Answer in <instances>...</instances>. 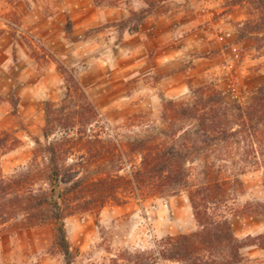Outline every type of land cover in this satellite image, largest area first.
<instances>
[{
  "label": "rangeland",
  "instance_id": "rangeland-1",
  "mask_svg": "<svg viewBox=\"0 0 264 264\" xmlns=\"http://www.w3.org/2000/svg\"><path fill=\"white\" fill-rule=\"evenodd\" d=\"M128 3L132 9L128 19L118 24L122 30L130 27L136 32L146 19L159 21L160 27L152 39L158 43L168 35L167 31L171 29L168 24L171 26L174 22L175 38L176 35L179 38L181 52V88L178 93L165 91L171 88L172 80L161 81L162 69L155 75L143 77L140 67L134 68L133 79L126 91L105 92L99 103L86 92L98 111V118L87 129L89 135L102 134V126H106L123 147L157 133L167 102L189 101L193 89L208 87L222 93L227 102L246 105L264 84V33L246 28V21L252 20L247 3H236L235 0H128ZM2 18L6 21L5 30L24 37L23 29L12 17L5 15ZM97 31L90 30L84 37ZM37 45V52H34L40 67L37 74L29 78L21 76L16 70L15 56L6 67V73L0 74V140L7 139V147H0V172L5 178L30 163L38 149L37 142L47 143L43 136L44 104L59 105L65 95L64 80L58 70V66L65 65ZM48 61L57 63L62 84L51 92L30 91L29 86L39 81L42 65ZM114 92L116 98L112 101L109 95ZM79 132L74 130L73 135L80 137ZM59 136H52L50 141ZM76 148L67 152L66 166L75 165L79 177L91 178L101 172L104 166L100 159H90L86 150L80 148V143ZM66 150L70 148L66 147ZM139 162L137 153L123 148V155L105 166L127 178ZM240 180L244 194L234 197L236 201L232 208L240 212L248 203L251 214L232 216L230 224H234L235 236L242 233L243 228L251 231L245 237L236 236L244 239L264 234V168L250 166L240 175ZM118 181L116 197L104 208L92 205L91 210L77 211L65 217L67 239L75 254L74 264H106L120 251L153 248L154 242L168 236L197 230L185 193L142 196L140 199L130 190L126 179ZM64 188L65 185H60L56 189L63 191ZM239 221H245V225ZM54 236L53 222L21 230L11 223L0 236V264H64V257L54 246ZM242 256L249 264L264 262V252L255 246L244 249Z\"/></svg>",
  "mask_w": 264,
  "mask_h": 264
},
{
  "label": "trees",
  "instance_id": "trees-1",
  "mask_svg": "<svg viewBox=\"0 0 264 264\" xmlns=\"http://www.w3.org/2000/svg\"><path fill=\"white\" fill-rule=\"evenodd\" d=\"M235 2L250 7L252 20L246 21V28L264 33V0ZM58 70L65 95L59 105L44 104L47 143L37 142L30 163L11 177L0 172V236L11 223L21 230L53 222L54 246L64 264H74L65 217L91 210L92 205L104 208L116 197L118 180L126 179L140 199L185 193L197 230L168 236L154 242L153 248L120 251L106 264H249L242 256L244 249L255 246L264 252V234L239 239L230 224L232 216L251 214L248 203L240 212L232 208L235 198L244 194L240 175L250 166L264 168V84L246 105L227 102L222 93L208 87L193 89L189 101L167 102L157 133L121 147L106 126L102 134H88L98 111L76 71L63 65ZM74 130L80 137L73 135ZM79 143L90 159H100L104 166L91 178L79 177L75 165L66 166L67 152L75 151ZM6 145L4 137L0 147ZM123 148L140 159L127 178L105 166L122 156ZM60 185H65L63 191H57Z\"/></svg>",
  "mask_w": 264,
  "mask_h": 264
},
{
  "label": "crops",
  "instance_id": "crops-1",
  "mask_svg": "<svg viewBox=\"0 0 264 264\" xmlns=\"http://www.w3.org/2000/svg\"><path fill=\"white\" fill-rule=\"evenodd\" d=\"M104 2L0 0V74L6 73L14 56L16 70L21 76L29 78L37 74L40 67L34 52L39 44L57 61L77 70L78 80L95 103L102 100L105 92L126 91L133 79L134 68L140 67L143 77L155 75L162 69L161 81L172 80L171 88L165 91L178 93L181 52L179 38L177 35L175 38L174 22L171 26L168 24L171 28L168 35L154 43L152 39L160 27L159 21L146 19L136 32L130 27L122 30L118 24L128 19L132 9L128 0ZM5 15L21 26L24 37L5 30L6 21L2 18ZM90 30L98 31L84 37ZM46 59L50 60L48 56ZM42 66V77L29 86L35 93L37 90L51 92L62 84L56 62L48 61ZM115 98V92L109 95L110 100ZM239 222L245 225V221ZM231 225L234 228V224ZM243 229L237 237L251 234L249 229L244 232Z\"/></svg>",
  "mask_w": 264,
  "mask_h": 264
}]
</instances>
